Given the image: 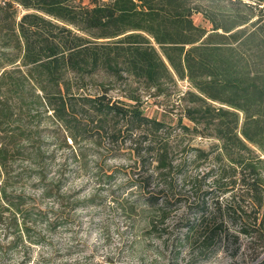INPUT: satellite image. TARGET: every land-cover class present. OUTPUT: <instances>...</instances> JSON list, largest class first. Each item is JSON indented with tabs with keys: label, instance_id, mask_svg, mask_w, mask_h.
<instances>
[{
	"label": "trees",
	"instance_id": "obj_1",
	"mask_svg": "<svg viewBox=\"0 0 264 264\" xmlns=\"http://www.w3.org/2000/svg\"><path fill=\"white\" fill-rule=\"evenodd\" d=\"M177 79L190 86L181 95L190 125L180 126L218 141L196 150L214 152L205 176L226 196L215 211L203 201L186 236L213 249L228 216L264 264V0H0V176L16 160L42 171L39 126L50 122L66 146L94 135L132 142L147 172L141 188L154 175L181 174L165 122L148 116L141 99L142 91L168 94ZM116 82L121 97L108 95ZM143 197L168 216L166 201L155 207L156 195Z\"/></svg>",
	"mask_w": 264,
	"mask_h": 264
},
{
	"label": "rangeland",
	"instance_id": "obj_2",
	"mask_svg": "<svg viewBox=\"0 0 264 264\" xmlns=\"http://www.w3.org/2000/svg\"><path fill=\"white\" fill-rule=\"evenodd\" d=\"M193 18L205 25L199 14ZM189 88L187 80L177 79L168 94L142 91L144 112L165 122L172 163L182 169L166 181L154 175L143 188L138 182L147 172L129 140L110 142L102 136L95 141L94 135L75 143L68 140L66 146L55 124H40L42 171L16 160L11 174L0 176V264H191L194 259L193 264H255L262 254L257 255L250 238L234 231L228 216V231L218 235L213 249H198L186 236L203 201L207 211H215V199L224 203L226 197L212 185L213 176H205L215 165L214 152L204 157L196 150L215 149L218 141L180 126L190 125L181 117L186 104L181 95ZM123 89L113 83L108 95L121 97ZM148 193L156 195L155 207L167 202L164 220L145 202ZM150 219L155 229L149 228Z\"/></svg>",
	"mask_w": 264,
	"mask_h": 264
},
{
	"label": "built area",
	"instance_id": "obj_3",
	"mask_svg": "<svg viewBox=\"0 0 264 264\" xmlns=\"http://www.w3.org/2000/svg\"><path fill=\"white\" fill-rule=\"evenodd\" d=\"M226 264H235V263H226Z\"/></svg>",
	"mask_w": 264,
	"mask_h": 264
}]
</instances>
